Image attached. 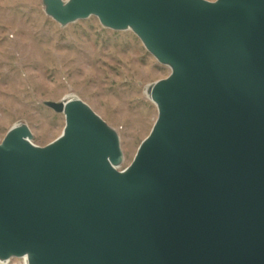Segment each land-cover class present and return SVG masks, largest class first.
I'll use <instances>...</instances> for the list:
<instances>
[{"label":"water","instance_id":"obj_1","mask_svg":"<svg viewBox=\"0 0 264 264\" xmlns=\"http://www.w3.org/2000/svg\"><path fill=\"white\" fill-rule=\"evenodd\" d=\"M65 26L132 29L171 73L131 164L78 97L46 146L26 124L0 142V261L264 264V0H43Z\"/></svg>","mask_w":264,"mask_h":264},{"label":"rangeland","instance_id":"obj_2","mask_svg":"<svg viewBox=\"0 0 264 264\" xmlns=\"http://www.w3.org/2000/svg\"><path fill=\"white\" fill-rule=\"evenodd\" d=\"M170 73L132 29L105 27L95 15L63 26L43 0H0V142L21 123L35 145L53 142L66 119L46 102L75 96L118 132L123 170L158 117L148 89Z\"/></svg>","mask_w":264,"mask_h":264},{"label":"bare ground","instance_id":"obj_3","mask_svg":"<svg viewBox=\"0 0 264 264\" xmlns=\"http://www.w3.org/2000/svg\"><path fill=\"white\" fill-rule=\"evenodd\" d=\"M147 94H148V96H149V98H150V96H151V95H150V91H148ZM70 97H72V96H69L68 98H70ZM23 258H24V260H25V263L28 264L27 257L25 256V257H23ZM2 262H5V261H2Z\"/></svg>","mask_w":264,"mask_h":264}]
</instances>
